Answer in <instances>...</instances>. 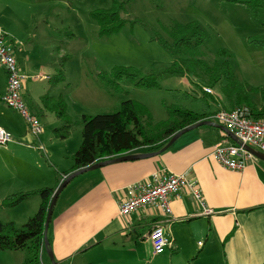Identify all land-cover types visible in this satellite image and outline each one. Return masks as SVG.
<instances>
[{
	"label": "crops",
	"instance_id": "1",
	"mask_svg": "<svg viewBox=\"0 0 264 264\" xmlns=\"http://www.w3.org/2000/svg\"><path fill=\"white\" fill-rule=\"evenodd\" d=\"M18 19L20 14L11 10V4L0 0V27L5 20L17 25ZM26 37H9L17 44L18 64L19 46L29 41ZM183 81L180 77L178 83L186 89L180 96L201 102L197 105L198 113L207 112L211 117L220 109L231 110L236 106L217 93L212 96L202 90L192 93ZM22 87L26 94L27 86L23 83ZM26 105L40 117L41 123L43 112L54 115L45 107L43 111L39 106L34 109L33 100ZM63 126L38 138L31 137L27 127L19 129L12 123L4 128L0 126L17 139L3 150L6 160L2 171L7 180L3 181L4 185L0 184L3 192L0 199L23 191L56 189L59 180L64 178L63 173L73 164V153L63 156L59 153V147H66L70 128L64 139L54 130ZM223 141L234 142V139L221 129L202 126L182 135L157 156L107 165L81 175L84 179L64 200L63 191L53 208L47 238L55 261L58 264H264V161L255 159L242 172L228 171L211 157L215 145ZM21 143L42 146L44 151ZM140 154L147 153L135 150L130 155ZM159 169L196 182L203 205L185 189L169 197L171 221L152 208L121 216L119 204L126 198L128 185L148 179ZM39 204V197H32L6 210L27 205L29 214L24 216L27 221L36 214ZM203 206L213 214L202 215ZM0 222L18 225L13 219H0ZM155 224L163 226L172 243L161 255L152 254L148 241V233ZM22 260L23 256L17 263L21 264ZM42 261L50 264L45 250Z\"/></svg>",
	"mask_w": 264,
	"mask_h": 264
},
{
	"label": "rangeland",
	"instance_id": "2",
	"mask_svg": "<svg viewBox=\"0 0 264 264\" xmlns=\"http://www.w3.org/2000/svg\"><path fill=\"white\" fill-rule=\"evenodd\" d=\"M4 1L11 4V10L20 14V19L17 20L20 23L15 25L5 20L2 28L6 33L1 27L0 30L14 39L24 36L29 39L26 44L19 46L20 60L19 64L17 63L19 73L25 80L24 86L26 85L28 90L23 94L22 87L23 102L26 104L33 100L34 109L39 106L42 111L45 107L44 98L55 101L61 99L65 104V113L71 127L64 145L67 148H58L60 156L67 152L74 154L78 149L81 143L83 115L111 114L117 111L125 100L139 101L149 111L154 123L168 118L165 107L171 105L197 112V105L201 102L180 96L186 91L178 83L180 77L160 74L172 65L173 59L161 47L158 39L170 42L167 32L174 24L199 23L207 35L205 44L200 48L203 62L211 67L216 57L221 55L220 51H225L227 55L217 58L218 62L228 63L234 80L241 86L240 90L246 93L248 104L262 113L261 115L264 113L260 111L264 107V47L257 48L247 43L249 37L264 34L262 10L256 11L255 20L245 6L236 5L229 2L230 0H130L125 11L120 14V18L126 21L123 27L117 33L100 35L99 26L91 14L109 10L113 0ZM43 17L44 21L41 22ZM13 45L17 47V44ZM114 68H130L141 74H160V89H138L123 80L120 83L123 92L116 93L106 85L105 79ZM196 72L199 77L197 79L204 81V85H212L206 74H201L199 70ZM43 75L51 80H35L36 76ZM183 79L186 85L188 77ZM198 80L193 79L196 83H199ZM225 85L224 80L215 84L211 89L213 95L217 93L223 100H227L222 91ZM5 86L6 76L0 67V96L5 93ZM233 97L230 101L236 105ZM0 112L1 127L9 126L10 123L19 129L26 127L17 112L7 108L1 101ZM12 112L20 118L16 115L13 117ZM43 115L42 123L39 120L43 132L39 137L52 132L57 126L64 125L63 120L58 121L54 115L50 116L44 112ZM7 131L9 132L8 129ZM12 137L15 142L16 137ZM25 144L21 143L23 146ZM7 146L0 147L2 185L3 181L7 180L2 171L3 161L6 160L3 150ZM147 150L150 151L151 148L137 149L136 152L148 153ZM63 176L67 175L63 173ZM83 177L78 176L63 190V200L72 193ZM1 194L3 192L0 190V196ZM28 212L27 205L14 211L2 208L0 219H13L17 222V227H20L26 221L24 216L29 214ZM22 256L21 252L0 251V264H18L17 261Z\"/></svg>",
	"mask_w": 264,
	"mask_h": 264
},
{
	"label": "trees",
	"instance_id": "3",
	"mask_svg": "<svg viewBox=\"0 0 264 264\" xmlns=\"http://www.w3.org/2000/svg\"><path fill=\"white\" fill-rule=\"evenodd\" d=\"M129 1L113 0L112 7L109 10L91 14L99 26L100 35L117 33L123 27L126 21L120 18V14L125 11ZM229 2L245 6L255 20L256 11H264V0H230ZM167 34L170 42L163 39H158V42L171 56L173 62L168 69L160 74L188 77L187 83L192 93L201 91L206 87L202 83L204 81L197 79L199 77L196 70L209 77V81L212 83L210 85L211 88L221 80H224L226 85L222 87V91L229 101L234 96L236 106L245 104L252 111L254 118L264 117V113L261 115L262 113H259L256 108H252L248 104L246 93L242 89L240 90L241 86L234 80L228 63L218 62L217 58L227 55L225 51H220L221 55L216 57L211 67L203 62L200 48L205 44L207 35L199 23L174 24ZM247 43L257 48H263L264 34L249 37ZM160 74H141L130 68H114L109 73V77L105 79L106 85L116 93L123 92L120 86L123 80L130 82L138 89L159 90L158 77ZM57 77L59 78L60 76ZM193 79L198 80L199 83H196ZM43 101L45 108L64 122V126L60 129H55L54 133L59 135L60 138H66L71 122L66 116L65 104L61 99L55 101L44 98ZM165 108L168 118L159 123L153 122L151 114L144 105L130 99L122 101L120 108L111 114L83 115L81 118V143L72 156L73 164L71 169L65 172L64 175L96 163L132 153L137 149L151 148L150 151L147 150V152L149 151L148 153L156 152L164 147L178 131L210 119V115L204 112H193L181 109L175 105ZM260 111H264V107ZM61 181L62 179L59 180V183ZM53 193L54 189L43 188L31 192L18 193L0 202V209H11L32 197H39L40 199L36 214L22 226L17 227L13 222H0V251L21 252L23 254L21 264H43L44 222Z\"/></svg>",
	"mask_w": 264,
	"mask_h": 264
},
{
	"label": "built area",
	"instance_id": "4",
	"mask_svg": "<svg viewBox=\"0 0 264 264\" xmlns=\"http://www.w3.org/2000/svg\"><path fill=\"white\" fill-rule=\"evenodd\" d=\"M7 38L9 39L7 41ZM13 41L0 30V67L6 76L5 93L0 101L17 112L27 127V132L33 138H38L43 132L37 116L32 115L21 97L22 84L25 81L20 75L16 60V47ZM35 80L49 81L48 76H36ZM203 92L213 95L210 88L204 87ZM209 121L224 127L234 138V142L223 141L215 145L211 157L224 169L232 172H242L256 158L247 151V147L264 155V118L255 119L246 106H236L231 110H218ZM12 135L0 127V147H6L13 142ZM27 147L44 151L42 146L25 144ZM188 190L195 201L203 205V198L196 182L185 176L170 174L164 169L154 171L143 181L135 182L125 189L126 198L119 204V214L127 217L130 214L152 208L159 210L167 221H171L169 197L177 196L183 190ZM212 211L204 208L202 215H212ZM148 241L153 255H161L172 247L170 239L165 235L164 228L155 224L148 233ZM201 245V243H198Z\"/></svg>",
	"mask_w": 264,
	"mask_h": 264
},
{
	"label": "water",
	"instance_id": "5",
	"mask_svg": "<svg viewBox=\"0 0 264 264\" xmlns=\"http://www.w3.org/2000/svg\"><path fill=\"white\" fill-rule=\"evenodd\" d=\"M202 126H210V127L216 128V129H221L224 132H226L227 135H229L231 138H233L232 135L224 127H222V126H220V125H218V124H216V123H214L212 121L205 120V121L198 122V123H196V124H194L192 126L186 127L184 129L178 131L177 133H175L170 138V140L168 141V143L164 147H162L160 150H158L156 152L147 153V154H140V155H125V156L116 157L114 159H109V160H106V161L91 165L89 167L79 169L77 171H74V172L70 173L66 177H64V179L59 183L58 187L55 189V191H54V193H53V195L51 197V200H50V203H49V206H48V209H47L46 217H45V222H44V230H43L44 250L46 252V255H47L48 259H49L50 264H58L55 261V259L53 257V254H52V252H51V250L49 248V243H48V239H47V232H48L49 222L51 220V216H52V213H53V208H54V206H55V204L57 202V199H58L59 195L63 192V190L75 178H77L78 176H81V175H83L85 173L101 169V168H103V167H105L107 165H112V164H117V163H122V162L137 161V160H142V159H147V158H152L154 156H157L160 153L164 152L169 147H171L173 145V143L177 139H179L182 135H184V134H186V133H188V132H190V131H192V130H194L196 128L202 127ZM246 149L256 159L264 161V155L263 154H261L259 152H256L253 149H250L248 147Z\"/></svg>",
	"mask_w": 264,
	"mask_h": 264
}]
</instances>
